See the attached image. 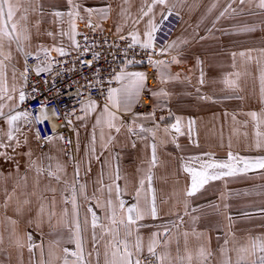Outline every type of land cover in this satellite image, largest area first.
<instances>
[{"label":"crops","instance_id":"1","mask_svg":"<svg viewBox=\"0 0 264 264\" xmlns=\"http://www.w3.org/2000/svg\"><path fill=\"white\" fill-rule=\"evenodd\" d=\"M27 2L28 0H26V3ZM59 2L61 1L30 0L32 8L36 10H30L29 12L28 26L31 31V42L30 46L26 47V51L37 54L39 51V45H43L48 49H51L53 46H62L67 52L75 49L71 46L68 37L61 35L62 31H69V17L65 15L57 18L52 15L54 11L67 13L72 10L70 7L67 9L61 8ZM151 3L152 0H125V2H121V4L119 3V8L127 9V15L136 17L134 22H132V18L126 19L125 25L131 23L127 30L128 32L138 30L141 37H143V32L145 31L149 17L141 18V9L146 11L148 5ZM171 6H174V4H171ZM157 7L158 6H156V8ZM156 8L154 9V12H156ZM193 13L194 11L191 12V15H193ZM197 13L196 10V15ZM173 14L180 17V22L174 31L175 33L182 24V17L184 14L183 12H180V15L174 12ZM37 21H39L38 29L35 26ZM76 22L77 27L80 22L88 24V18L82 20L76 18ZM91 22L93 26H103L106 24L112 25L105 20H91ZM163 23L160 24V27ZM112 27L114 31L118 33L117 26L116 30L113 25ZM56 30H58V33L55 37H49L46 34L48 32L53 33ZM58 36H60V38L56 39ZM169 41L164 46L159 45L155 41L154 46L159 50V54H161L160 49L166 48ZM11 52L12 59L5 60L9 88H11L13 83L17 86L16 79L21 77L20 74L24 61V55L16 51L15 44L12 45ZM168 52L160 55L163 61L170 62V56H174L171 54L169 56ZM170 65L171 64L169 63L168 72L172 76H177L175 74L177 71H174L173 67ZM14 70L16 73L15 81L13 80ZM126 70L129 72L145 73V69L141 65H127ZM182 78L184 77L179 76V78L161 83L158 70L155 85L148 86L145 81V87L141 93L140 99L133 104L132 111L130 113L122 114L124 127L121 129V132L118 134L115 132L112 133L115 137V142L110 147L109 151L113 154H118L119 160L112 161V169H104L103 181L105 185L111 183L109 173L115 170L116 164L118 163L121 176L126 177L128 181V194L122 195L121 198L126 201V204L135 203V188L138 185L139 178L147 172V162L151 156L150 144L153 141L148 133H140L139 135L128 133L127 126L132 123L134 114H138L137 118H135V124L137 125L142 124L145 128H152L156 124H159L160 128L157 131V137L155 140L157 145L158 163L156 167L152 169V188L154 189L156 196L158 218L152 219L151 217H146L143 221H140V234L144 237L146 245L148 237L153 232L164 233L166 226L169 230L167 236L162 235L160 238L163 240L167 237H172L170 251L172 252V255L175 256L177 240L180 242L182 252V233L188 231L190 233V248L195 250L200 243H205L214 254L212 257V264H219L221 260L219 247L223 244L227 232L230 231L235 233L239 239H243L248 233L253 235L264 233V227H261L264 225V170L258 169L250 171L247 174L210 181L194 196H186V191L191 184V178L190 175L184 171V166L188 165L194 168H199L202 162L211 158L219 160L220 157L218 154L219 151L214 152L216 150L208 152L212 154V157L210 158L209 156L204 155V145L207 141L204 139L203 135V122L199 121L196 117L191 118V120L195 121V124L192 126L190 134L188 132V121L190 119H188L187 116H180L182 118L181 127L182 131L185 133L184 135H179L171 129L167 135L163 132L164 127L175 122L176 112L182 113L187 111L188 107L195 108L196 106L189 104L191 101L188 100V91H173L174 81L181 80ZM161 89L169 93V95L160 97H154L152 95L153 91H159ZM23 91L25 92V86L23 87ZM18 92L19 90L15 94L17 97V103ZM143 96H147L151 101L152 108L150 111L137 110V106ZM97 103L100 107L104 104L100 102ZM157 104H162L163 107L155 109L154 117L149 116L148 114L153 112L154 105ZM7 110L8 109L5 108V111ZM169 112L173 113V115L170 116ZM96 115L97 113H92L89 114L86 119H76L72 123L73 141L76 148V162L80 164L79 177L81 180L79 183L87 185L86 194L89 197H91L93 192L100 187V185H97L96 181L99 178L101 164L95 159H92L91 171H86L89 161V158L86 155V150L91 139ZM161 116L165 117L163 121L160 120ZM23 126L24 125H22V128ZM0 127L6 129V125H4L2 121H0ZM26 129L30 132L29 135H22L21 133L17 134L21 140V147L17 148L15 152L12 151V148L0 149V151H6L8 156L11 157V159H8L0 156V264H40V247L33 248L30 252V243L43 247V259L45 264H49V261H51V264H63L62 249L67 247L70 250H74L75 245L72 243H66L69 238V233L66 228L50 227L48 212L50 210V202L55 199L54 211L56 212V217L53 218L52 224H56L65 207H68L69 213H71V205H65L63 203L65 195L63 190L65 185L57 183L54 179L47 177L46 174H42L38 177L35 169L29 167V158L25 153L31 149L33 153L32 160L39 159V162L45 168H47L49 164H52L54 168L57 162L61 163L65 166V178L69 181H72L73 179L74 167L70 165L69 160L67 159L62 140L45 143L44 145L36 139L33 127L30 130L26 126ZM24 136H27L28 138L27 144H24ZM140 136H147L148 138L147 140H141L139 138ZM97 137H99L98 129ZM173 137H175V143L172 142ZM0 138H2V136H0ZM77 141H79L78 150ZM133 142L136 143L135 148L132 147ZM210 144L215 146V149L218 148L214 143ZM232 149H234V146ZM99 151V140H97V152ZM227 155L228 154H226V157ZM260 156H264V153L260 154ZM47 157H52L53 159L49 160ZM106 157H108L107 152L104 153V156H102L101 159ZM117 183L122 189L124 188L125 180L123 178L117 181ZM49 187L55 188L56 192L53 193L51 191H46ZM33 192H35L36 195H32ZM145 194L150 198L151 193L146 192ZM96 195L100 197L102 201L105 198L104 194H101L100 192H96ZM41 196H43V200L40 199ZM9 197L11 198L9 199ZM25 199L29 200L28 204L23 203ZM185 200L189 201L187 214H185L184 209ZM41 203L45 206V212L42 217L39 215ZM78 203L80 205L79 217L81 222L84 221L86 216L89 221V224L86 226L83 233L85 256L90 259L91 264H97V255L96 251H93L91 239V217L90 214L87 213L89 203L82 196L79 197ZM141 203H143V199ZM92 205H95V200L92 201ZM225 205H227V207H225ZM94 210L101 218V221L107 223V221L104 220L103 210L99 208H94ZM178 217L183 218L182 223ZM227 217H231L232 220L229 221ZM11 221H15L16 223L13 224ZM38 223L40 225L39 227H37ZM174 225H179V227L177 228ZM193 230L198 233H203V237L198 240L195 236H192L191 233ZM29 233L32 235L31 242L27 239ZM97 234L99 235V229H97ZM56 240H60L59 246H56L53 243V241ZM18 241L19 244L17 243ZM19 245L23 246L21 247ZM50 247L52 250L51 257L49 256ZM98 251L100 252L99 264H104V249L102 245L98 246ZM89 252L92 253L90 257L87 256ZM147 254L145 247L143 255L145 256ZM58 257L61 259L58 260ZM69 259L71 261V258Z\"/></svg>","mask_w":264,"mask_h":264},{"label":"snow or ice","instance_id":"2","mask_svg":"<svg viewBox=\"0 0 264 264\" xmlns=\"http://www.w3.org/2000/svg\"><path fill=\"white\" fill-rule=\"evenodd\" d=\"M235 2V0H233ZM251 3V0H248ZM68 4L72 10L67 13L61 11H54L53 16L60 18L65 15L69 17V31L61 32V35L67 36L71 42V46L75 49H80L81 45L77 41L76 36L79 33L76 31L77 22L76 18L83 19L80 16L78 8L79 5H73L72 0H68ZM240 5L245 4V0H239ZM156 6H160L161 11L160 21H156L154 9ZM256 7L264 10V0H258ZM232 12L236 10L231 7V4L220 13V16H225L229 10ZM35 11L32 8L30 0L26 3V0H0V121L6 125L0 127V149L12 148L15 152L17 148L21 147L20 137L17 135L22 132V125L27 126L30 130L35 124H45L48 121L47 106L41 104L39 109L40 115L33 119V113L28 110H17L19 104H22L26 99V93L22 90L28 82V72L29 67L27 65V59L32 56V53L26 51V47L30 46L31 42V31L29 28V12ZM109 8L104 9H93L85 8L84 11L88 13V27L92 28L91 16L93 12H103L105 13V18H107V12ZM142 11V17H149L145 31L143 32V37L139 31H133L129 33L131 42L127 45V49H133L139 46L143 50L155 51V34L159 31L160 24L163 23L169 16L173 14L172 7H169V0H152V3L148 5L147 10ZM243 11V9H241ZM121 14H124V10H121ZM178 14V13H177ZM37 29L39 28V21L36 22ZM99 27V25H96ZM248 31H253L254 27L249 26L246 28ZM121 28L117 27V32L119 33ZM48 36L53 37L52 32L47 33ZM121 40H125L126 37L121 35L119 37ZM85 40L87 37L85 36ZM15 44L16 51L24 55L25 65L24 70L20 74L23 80L21 85V90L18 92V103L16 102L17 97V87L13 83L11 88H9L7 83V65L5 60L12 59V45ZM179 47V42L173 41L168 44L166 48H161L160 53L171 51ZM39 51L36 54V59L39 60L40 52H43L44 61L38 63L35 66V72L37 75L41 73L51 72L53 68L52 57L50 55L51 51H55L59 56H67L69 53L64 47L53 46L51 49L45 48L43 45L38 46ZM7 49V50H6ZM127 49L125 54H127ZM90 49L85 47L83 49L84 53L89 52ZM264 54V49L261 50ZM99 53H93L92 60L83 61L82 63L91 68L93 60L99 58ZM241 56H245V53H240ZM251 59V56L248 57ZM133 63L132 60H126L125 66L120 69V71H113L112 76L107 81L109 87L106 93L103 90V81L99 79V69H96V79L94 81L95 85L100 86V94L104 96V104L100 107L95 99L89 97L80 108V111L84 113L83 116H76L77 120L86 119L89 114L97 113L95 117V123L93 125V130L91 134V139L87 146L86 155L89 158L88 168L86 171H91V160L95 159L101 164V171L99 178L96 181L97 185H100L89 197L86 194V184L79 183L80 176V164L74 162V173L72 181L67 180L65 166L57 162L53 168L52 164H49L47 168L43 167L38 160H32V151L29 149L25 155L29 158V167L34 168L37 176L46 174L47 177L54 179L57 183H62L65 185L64 188V200L65 205H71V213H69L68 207H65L62 211L60 218L57 220L56 224H52V220L56 217L55 199L50 202V210L48 212L49 225L52 228L63 227L66 228L69 233V238L66 243H72L75 245L74 250H70L67 247L62 249L63 252V264H91L90 259L85 256L84 251V240L83 233L86 226L89 224L87 216L84 221L81 222L79 217V197H83L88 201L89 206L87 208V213L90 214V227L92 229L91 239L93 245V251H96L97 264H99L100 252L98 251V246L103 247V257L104 264H212L213 252L205 244L200 243L195 250L189 246V236L188 231H184L183 235V251L181 252L180 242L177 240L176 254L172 255L170 251V245L172 243V237H167L166 239H161L162 235L167 236L168 228L165 226L164 233L153 232L147 240L145 245L144 237L140 234L139 222L143 221L146 217H151L152 219L158 218V208L156 204V196L154 189L152 188V169L156 167L158 163L157 157V145L155 143L157 137V131L160 128L159 124H156L152 128H145L144 125L135 124V118L138 114H134V119L131 124L127 126L128 133L139 135L140 133H148L152 138V143L150 144L151 156L148 160V168L145 175L141 176L138 181V185L135 188L134 200L135 203L126 204V201L122 199V195L128 194V181L126 177H122L119 169L118 163L116 164L115 170L109 173V178L111 183L105 185L103 181L104 169H112V161L119 160L118 154H113L109 151L110 147L115 142V137L113 132L120 133L121 129L124 127V122L122 120V114L130 113L132 111V106L134 103L138 102L141 93L145 87V81L147 79L146 74L143 72H129L126 70L127 65ZM149 63L154 67L159 69V79L161 83L167 80H172L178 78L177 76H172L168 72L169 63H179L176 57H173L170 62L163 60H152L149 56ZM237 77L239 73L235 74ZM16 79L15 70L13 71V80ZM115 82L118 86L112 87V83ZM201 84L204 83L203 73L199 81ZM225 84L231 88H236V80L229 78L225 79ZM93 84L90 82L88 88L90 89ZM35 90V89H34ZM260 91L261 96L264 97V70L260 74ZM152 95L154 97L168 96L169 93L163 89L159 91H153ZM206 99V97H201ZM11 102V103H10ZM163 107L162 104L154 105V110L149 113V116H155V109ZM5 108L8 110L5 111ZM99 109V111H98ZM75 110H73V114ZM59 113L54 109L52 116L59 119ZM169 115H173L169 112ZM249 116L256 120V131H255V148L264 149V132L260 131V121L257 120V113H248ZM65 123L68 126L72 125V120L69 119V113H64ZM165 117L161 116L160 120L163 121ZM235 120V116H233ZM182 118L175 117V122L169 126L164 127L163 132L167 135L170 131H174L179 135H184L182 131ZM195 124L194 120L188 121V132L192 131V126ZM97 129L99 130V137H97ZM138 130V131H137ZM78 135V133H77ZM245 135H247L245 133ZM35 137L38 141L43 139L45 143H52L56 140H64V136L55 131L53 128L51 134L41 138L40 131L37 129L35 131ZM141 140H147V136H140ZM97 140H99V149L97 152ZM28 138L24 136V144H27ZM175 143V137L172 140ZM66 143H71V141H66ZM178 146V145H177ZM231 146V145H229ZM132 147H136V143H132ZM79 149V141H77V150ZM108 153V157L101 159L104 153ZM209 157H212L211 153H205ZM0 156L11 159L6 151H0ZM47 159L52 160V157H47ZM70 159L74 160V157L70 156ZM18 167V165H17ZM264 170V156L259 157H246L240 155H233L230 151L227 155L226 160H216L211 158L200 164L199 168H194L188 165L184 166V171L190 175L191 184L186 191L187 197L194 196L197 192L204 188L210 181L221 180L225 177H235L242 174H247L254 170ZM139 171V169H138ZM125 180L124 188L122 189L117 181L121 179ZM38 185V181H37ZM46 191L56 192L55 188H47ZM96 192L104 194L105 198L103 201L100 197L96 195ZM151 193L150 198L145 193ZM27 195V194H25ZM32 195H36L35 192ZM114 197V198H113ZM11 197H9L10 199ZM43 200V196L40 197ZM143 199V203H141ZM95 200V205H92V201ZM24 204H28L29 200L25 199ZM189 207V201H184L185 214H187V209ZM215 207V206H213ZM227 207V205H225ZM94 208H99L104 212V220L107 223L101 221V218L97 215ZM45 212V206L43 203L40 204L39 215L42 217ZM178 219L183 222L182 217ZM229 221L232 220L231 217H227ZM15 224V221H11ZM31 223V222H30ZM39 223L37 227H39ZM179 227V225H174ZM261 227H264L262 225ZM97 229H99V235L97 234ZM198 240L203 237V233H198L195 230L191 233ZM29 242L32 241V235L29 233L27 235ZM19 244V241L17 242ZM56 246H59L60 240L53 241ZM23 246V245H19ZM40 247L41 261L40 264H45L43 256L44 250L42 246L35 244H29V251L31 252L33 248ZM148 253L147 257H144L143 253L145 251ZM52 250L49 249V256L51 257ZM92 255L91 252L87 254L88 257ZM219 255L221 260L219 264H264V233L253 235L248 233L243 239L237 238L235 233L227 232L223 240V244L219 247ZM234 255V259H233ZM71 258V261L70 259ZM61 259L60 257L57 258ZM51 264V261H49Z\"/></svg>","mask_w":264,"mask_h":264},{"label":"rangeland","instance_id":"3","mask_svg":"<svg viewBox=\"0 0 264 264\" xmlns=\"http://www.w3.org/2000/svg\"><path fill=\"white\" fill-rule=\"evenodd\" d=\"M60 1L61 8L70 7L68 0ZM121 2L125 0H72L73 5H79L78 11L83 19L88 18L85 8H109L107 18L105 13L97 11L92 13L91 20H105L115 30L119 26L122 29L119 34H129L133 32L127 31L131 23L125 25V21L132 18L134 22L136 17L127 15V9H123L122 15L119 8ZM257 2L245 0V4L240 5L239 0H169V7L174 13L184 14L181 16V26L169 41V44L179 42V47L168 54L174 55L170 56V61L171 57L178 58L179 63H170V66L177 71L175 74H178V78L184 77L174 81L173 91H188L189 104L196 105L195 108L188 107L185 112H176L175 117H196L202 121L203 135L207 141L203 151H219V160H226V154L230 151L233 155L246 157H259L264 153V149L255 148L257 121L248 115L257 113V120L261 122L260 131L264 132V97L260 91V74L264 70V54L261 53L264 49V10L256 7ZM229 4L236 11L230 9L221 17L220 13ZM160 11L158 6L156 21H160ZM249 26L254 30H246ZM57 33L58 30L53 32V37ZM242 52L246 55L241 56ZM202 73L203 84L199 82ZM236 73H239L238 77ZM226 78L236 80L238 86H227L224 82ZM16 82L17 90H21L22 78H17ZM21 134H30L26 126H23ZM210 143L218 148L215 149Z\"/></svg>","mask_w":264,"mask_h":264},{"label":"built area","instance_id":"4","mask_svg":"<svg viewBox=\"0 0 264 264\" xmlns=\"http://www.w3.org/2000/svg\"><path fill=\"white\" fill-rule=\"evenodd\" d=\"M180 22V17L176 14L169 16L161 25L159 31L156 33L155 41L164 46L169 41L174 31L176 30ZM85 22H80L77 27L76 39L80 43V49H74L68 51L69 55L59 56L58 53H50L52 57L53 68L51 72L41 73L37 75L35 72V66L38 63L44 61L43 53H40L39 60H37L36 54L32 53L27 59V65L29 67L28 82L25 86L26 99L19 105L18 110H28L33 113V119L40 115L39 109L41 104L47 106L48 121L41 125L35 124L33 126L34 131L39 129L41 138L51 134L53 128L57 133L64 136L63 146L67 159L71 166L74 167L76 162V148L73 141V126H68L65 123L64 113H69V119L76 120V116H83L84 113L80 111L81 105L89 98L95 99L97 102L104 103V96L100 94V86L95 85L94 81L96 77V69H99V79L104 83L102 85L104 92L106 93L109 87L107 81L113 74V71H120L125 65L126 60H132L133 63L128 65H141L145 69L146 82L148 86L156 84L158 76V68L149 63V56L152 60L159 59V50L155 48V51L143 50L139 46L133 49H127V45L131 42L129 34H118L114 31L112 25L106 24L103 26H93L92 28L87 26ZM123 35L125 40H121L119 37ZM85 36L87 40H85ZM87 47L89 52L84 53L83 49ZM127 49V54L125 50ZM93 53H99V58L93 60L92 67L85 66L82 62L92 60ZM25 58L23 61L24 70ZM151 78L154 79L153 83ZM93 86L89 89V83ZM112 87L118 85L113 82ZM35 89V90H34ZM145 99H148V103H145ZM152 108L151 101L147 96H143L139 105L138 111H150ZM56 110L59 115V119L52 116L53 110ZM73 110L75 113L73 114ZM71 141V143H66ZM41 143L45 144L43 139ZM74 157L73 159H70ZM81 178L79 177V181ZM145 255L144 257H147Z\"/></svg>","mask_w":264,"mask_h":264},{"label":"bare ground","instance_id":"5","mask_svg":"<svg viewBox=\"0 0 264 264\" xmlns=\"http://www.w3.org/2000/svg\"><path fill=\"white\" fill-rule=\"evenodd\" d=\"M153 81H154V79L151 78V82H152V83H153ZM144 101H145V103H148V102H149L148 99H145Z\"/></svg>","mask_w":264,"mask_h":264}]
</instances>
